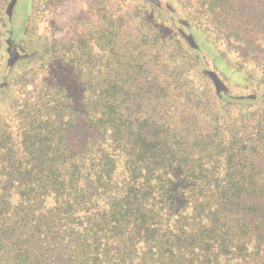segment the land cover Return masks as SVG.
<instances>
[{"label":"trees","instance_id":"16d2710c","mask_svg":"<svg viewBox=\"0 0 264 264\" xmlns=\"http://www.w3.org/2000/svg\"><path fill=\"white\" fill-rule=\"evenodd\" d=\"M4 1L0 264H264V0Z\"/></svg>","mask_w":264,"mask_h":264},{"label":"rangeland","instance_id":"374dc122","mask_svg":"<svg viewBox=\"0 0 264 264\" xmlns=\"http://www.w3.org/2000/svg\"><path fill=\"white\" fill-rule=\"evenodd\" d=\"M63 1L64 3L60 10V15L62 17V20L69 21L77 14V11L83 8L84 4L89 3L91 0H63ZM5 5H6V2L2 0V4L0 6L4 7ZM18 7H20V11H22L21 17H25L27 16L28 12L31 9V2L30 0H20ZM21 28L22 26L20 25V28L18 26V28L15 29L16 36H21L22 34ZM228 30H232L231 25Z\"/></svg>","mask_w":264,"mask_h":264},{"label":"water","instance_id":"95a60500","mask_svg":"<svg viewBox=\"0 0 264 264\" xmlns=\"http://www.w3.org/2000/svg\"><path fill=\"white\" fill-rule=\"evenodd\" d=\"M16 1H17V0H13V1H12L11 5L9 6V10H8V12L11 11V9H12V7L14 6V4H15Z\"/></svg>","mask_w":264,"mask_h":264}]
</instances>
